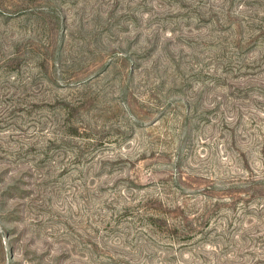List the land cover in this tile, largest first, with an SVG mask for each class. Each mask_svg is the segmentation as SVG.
I'll use <instances>...</instances> for the list:
<instances>
[{
    "label": "rangeland",
    "instance_id": "obj_1",
    "mask_svg": "<svg viewBox=\"0 0 264 264\" xmlns=\"http://www.w3.org/2000/svg\"><path fill=\"white\" fill-rule=\"evenodd\" d=\"M0 264H264V0H0Z\"/></svg>",
    "mask_w": 264,
    "mask_h": 264
}]
</instances>
